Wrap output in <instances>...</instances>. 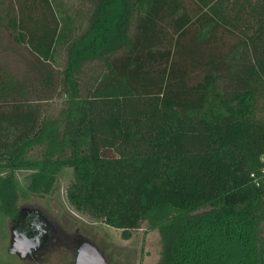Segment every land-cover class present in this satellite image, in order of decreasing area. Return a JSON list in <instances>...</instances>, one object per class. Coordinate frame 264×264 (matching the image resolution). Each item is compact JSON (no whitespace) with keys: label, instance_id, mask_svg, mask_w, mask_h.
Returning <instances> with one entry per match:
<instances>
[{"label":"trees","instance_id":"1","mask_svg":"<svg viewBox=\"0 0 264 264\" xmlns=\"http://www.w3.org/2000/svg\"><path fill=\"white\" fill-rule=\"evenodd\" d=\"M64 1H7L2 214L17 171L45 193L68 168L74 211L154 220L156 264H264V0Z\"/></svg>","mask_w":264,"mask_h":264},{"label":"rangeland","instance_id":"2","mask_svg":"<svg viewBox=\"0 0 264 264\" xmlns=\"http://www.w3.org/2000/svg\"><path fill=\"white\" fill-rule=\"evenodd\" d=\"M7 1L9 0H0V23L3 25V27H0L2 44L12 41L9 39L7 28L4 27L7 17L14 14L15 16L17 15V12L12 11L10 3ZM52 1L56 2L57 0ZM65 2L71 3V0H65ZM16 49V51L11 53L9 51H1L0 61L8 64L10 69L20 74L25 69L22 64L24 59L18 56L21 47L18 46ZM64 60L63 53L60 63L64 62ZM97 63V61H91L85 69H89L91 65L96 66ZM69 173L70 169L68 168L60 170L55 174L52 187L48 192L33 193L26 188V176H28L29 172L24 170L16 172L18 183L16 186L19 188L18 196L15 203H6L4 205L11 208V215L6 216L0 211V264H19L16 261L18 256L11 255L6 248L10 245L9 226L11 219L18 212L21 205H30L40 209H45V206H47L54 210V214H59L58 218L62 220L64 225L73 227L72 223L76 222L79 227L78 230H72V232L59 230L56 233L58 234L57 243L48 253L46 264H68V260L73 259L75 244L83 239L99 244L105 254L108 255L112 264H156L161 257L162 241L161 230L158 225L154 224V220L148 219L141 222L137 229L131 231L128 238H123L119 229L74 211L65 198V185L69 179ZM3 215L6 220L3 219ZM154 218L157 219V215ZM68 227H65L66 230H68Z\"/></svg>","mask_w":264,"mask_h":264},{"label":"flooded vegetation","instance_id":"3","mask_svg":"<svg viewBox=\"0 0 264 264\" xmlns=\"http://www.w3.org/2000/svg\"><path fill=\"white\" fill-rule=\"evenodd\" d=\"M51 210L47 206H45V209H40L30 205H21L18 212L11 219L9 226L10 245L6 250L11 255L18 256L21 259H16L19 264H46L48 253L57 243L58 234L56 233L59 230L72 232V230L79 229L76 222L72 223L73 227L64 225L62 220L58 218L59 214L56 215L54 210H52L53 212ZM3 219L6 220V217L4 216ZM65 227H68V230ZM13 242H16V244L24 242L27 245V251L23 257L13 251ZM79 242L75 244L73 259H69L68 264L73 263Z\"/></svg>","mask_w":264,"mask_h":264},{"label":"water","instance_id":"4","mask_svg":"<svg viewBox=\"0 0 264 264\" xmlns=\"http://www.w3.org/2000/svg\"><path fill=\"white\" fill-rule=\"evenodd\" d=\"M15 238V236H14ZM13 251L23 257L27 251L24 242H13ZM72 264H112L108 255L105 254L99 244L94 241L83 239L76 248V254Z\"/></svg>","mask_w":264,"mask_h":264}]
</instances>
